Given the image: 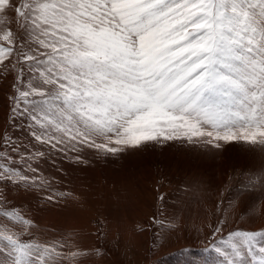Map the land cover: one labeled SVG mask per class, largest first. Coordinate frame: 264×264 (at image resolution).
<instances>
[{"label": "snow or ice", "instance_id": "obj_1", "mask_svg": "<svg viewBox=\"0 0 264 264\" xmlns=\"http://www.w3.org/2000/svg\"><path fill=\"white\" fill-rule=\"evenodd\" d=\"M12 73V121L28 139L0 136L5 188L51 187L39 162L69 150L171 142L264 154V0H0V76ZM3 215L0 264H64L63 246L24 240L31 221ZM223 223L203 264H264V228ZM164 228L152 216L144 230Z\"/></svg>", "mask_w": 264, "mask_h": 264}, {"label": "rangeland", "instance_id": "obj_2", "mask_svg": "<svg viewBox=\"0 0 264 264\" xmlns=\"http://www.w3.org/2000/svg\"><path fill=\"white\" fill-rule=\"evenodd\" d=\"M14 76H0V136L7 130L19 143L28 137L12 121ZM39 175L51 187L0 185V234L11 225L3 213L15 210L31 221L24 240L66 244L64 264H199L209 255L203 250L210 247L211 230L220 221L224 232L264 228V190L259 185L264 154L237 144L209 151L170 142L108 157L89 149L69 150L41 160ZM50 195L54 200L47 199ZM152 216L163 219L165 228L144 230ZM72 217L74 231L82 238L71 244L66 236L71 231L62 233L65 238L55 229L65 230L60 221ZM83 248L99 252L71 259L73 251ZM190 250L204 255L189 256Z\"/></svg>", "mask_w": 264, "mask_h": 264}, {"label": "bare ground", "instance_id": "obj_3", "mask_svg": "<svg viewBox=\"0 0 264 264\" xmlns=\"http://www.w3.org/2000/svg\"><path fill=\"white\" fill-rule=\"evenodd\" d=\"M58 185V184H57ZM46 190V189H45ZM49 195V194H48ZM66 195V194H65ZM67 195H69V197L71 198V197H74V198H76V195L74 194V193H67ZM65 198V197H64ZM62 199V198H61ZM60 199V200H61ZM68 198L66 197V200H67ZM77 199V198H76ZM66 200H63V201H66ZM72 200V199H71ZM62 201V202H63ZM68 201V200H67ZM67 201H66V203H67ZM78 202H79V200H77ZM69 203V202H68ZM70 204V203H69ZM69 204L67 205V207L69 206ZM72 204V203H71ZM61 205H62V203H61ZM70 207V206H69ZM55 209V208H54ZM50 212H51V214L53 213V208L50 210ZM77 213V212H76ZM74 216V215H73ZM49 217V216H48ZM75 220H76V218H74V217H72V218H70V220H65V221H63V220H61L60 222H62L61 223V228L62 229H65V230H63V231H61V230H57V229H55L57 232H59L58 233V235H62V237H65L66 238V236L68 237V239L69 240H71V244L72 243H78V242H80L81 241V236L80 235H77V233L74 231V223H75ZM167 226V225H166ZM168 226H170V225H168ZM60 227V226H59ZM51 229V228H50ZM53 229V228H52ZM83 229V228H82ZM66 231H71L72 232V235L71 234H69L68 232H66ZM63 232H66V236L64 235V234H62ZM56 233V232H55ZM57 239H60V238H57ZM63 240H65L64 238H63ZM67 241V240H66ZM61 243V242H60ZM66 243V242H65ZM70 244V243H69ZM61 246H63L64 247V250L66 251V244H64V242H63V244L61 245ZM58 247H60V246H58ZM184 253H185V251H184ZM64 254H65V252L62 254L63 255V257H64ZM195 254H199V255H204V252H197V253H194L192 250H190L189 252H188V255L189 256H192V257H194L195 256ZM212 254H214L215 255V252L213 251V253ZM180 255V254H179ZM181 255H182V253H181ZM177 256V255H176ZM187 256V255H186ZM178 257V256H177ZM204 260V259H203ZM202 260V261H203ZM182 263V262H181ZM177 264H180V263H177ZM183 264V263H182ZM185 264H196V262L194 263V262H186ZM199 264H203V262H201V263H199Z\"/></svg>", "mask_w": 264, "mask_h": 264}]
</instances>
